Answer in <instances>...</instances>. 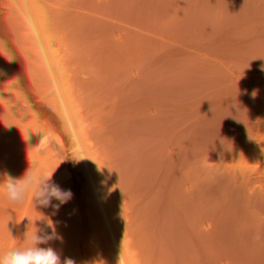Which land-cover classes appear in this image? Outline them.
<instances>
[{
  "label": "trees",
  "instance_id": "trees-1",
  "mask_svg": "<svg viewBox=\"0 0 264 264\" xmlns=\"http://www.w3.org/2000/svg\"><path fill=\"white\" fill-rule=\"evenodd\" d=\"M28 170L72 197L0 191V252L237 264L247 225L264 264V0H0V181Z\"/></svg>",
  "mask_w": 264,
  "mask_h": 264
},
{
  "label": "clouds",
  "instance_id": "clouds-1",
  "mask_svg": "<svg viewBox=\"0 0 264 264\" xmlns=\"http://www.w3.org/2000/svg\"><path fill=\"white\" fill-rule=\"evenodd\" d=\"M253 96H255V93H253ZM83 158L74 159L78 161ZM53 172L51 175H47L37 174L28 170L22 178L6 175L0 181V191L13 203L22 204L29 192L32 193L35 203L44 207H48L51 201L56 199L60 203L52 206L59 209L60 205L67 203L71 199L72 192L70 190H62L57 184L52 182ZM22 219L17 220V223ZM49 226L52 227L51 223H49ZM54 236L55 228H53L52 236H42L39 234V230L31 233L27 230L23 239L28 243L22 247H14L0 252V264H61L59 255L52 247L39 246ZM64 264H74V262L71 259H67Z\"/></svg>",
  "mask_w": 264,
  "mask_h": 264
},
{
  "label": "rangeland",
  "instance_id": "rangeland-1",
  "mask_svg": "<svg viewBox=\"0 0 264 264\" xmlns=\"http://www.w3.org/2000/svg\"><path fill=\"white\" fill-rule=\"evenodd\" d=\"M232 223V220H229ZM256 228H249L247 225H245L242 229L243 234H247L248 231L251 232L252 237L256 236L259 234V230H255ZM200 232L199 231H192L191 234L189 235V239L187 241L188 245H191L192 243L199 245L202 241L200 240L199 237ZM207 238H209L213 243H217L218 245H224L227 244V239L221 236V234H218L217 236H211L210 234L205 235ZM204 240V239H203ZM247 247L250 246V241H247L246 243ZM251 246L249 247V249Z\"/></svg>",
  "mask_w": 264,
  "mask_h": 264
},
{
  "label": "bare ground",
  "instance_id": "bare-ground-1",
  "mask_svg": "<svg viewBox=\"0 0 264 264\" xmlns=\"http://www.w3.org/2000/svg\"><path fill=\"white\" fill-rule=\"evenodd\" d=\"M258 242V239L257 238H255L251 243H250V246H251V248L256 244ZM249 246V247H250ZM249 247H248V249L246 250L247 251V253H246V256H245V259H244V261L243 262H241V263H239L238 262V259H237V264H243L245 261H246V259H247V256H248V253H249V251H250V249H249Z\"/></svg>",
  "mask_w": 264,
  "mask_h": 264
},
{
  "label": "built area",
  "instance_id": "built-area-1",
  "mask_svg": "<svg viewBox=\"0 0 264 264\" xmlns=\"http://www.w3.org/2000/svg\"><path fill=\"white\" fill-rule=\"evenodd\" d=\"M247 251H241L239 253L238 262L241 263L244 261Z\"/></svg>",
  "mask_w": 264,
  "mask_h": 264
},
{
  "label": "crops",
  "instance_id": "crops-1",
  "mask_svg": "<svg viewBox=\"0 0 264 264\" xmlns=\"http://www.w3.org/2000/svg\"><path fill=\"white\" fill-rule=\"evenodd\" d=\"M253 240H254V239H253ZM253 240H252V241H253ZM250 250H251V249H250Z\"/></svg>",
  "mask_w": 264,
  "mask_h": 264
}]
</instances>
